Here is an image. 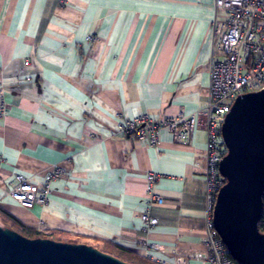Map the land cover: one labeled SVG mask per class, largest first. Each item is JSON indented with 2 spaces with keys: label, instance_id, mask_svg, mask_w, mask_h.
Instances as JSON below:
<instances>
[{
  "label": "crops",
  "instance_id": "0c3cea01",
  "mask_svg": "<svg viewBox=\"0 0 264 264\" xmlns=\"http://www.w3.org/2000/svg\"><path fill=\"white\" fill-rule=\"evenodd\" d=\"M222 20L214 0H0V100L9 108L0 114V208L62 242L109 241L156 263L199 264L204 133L187 145L162 133L152 147L119 137L116 124L203 109L217 55L212 23ZM60 164L46 206L10 199L16 175L42 187ZM148 173L159 176L163 204L145 232Z\"/></svg>",
  "mask_w": 264,
  "mask_h": 264
},
{
  "label": "built area",
  "instance_id": "2783aa9c",
  "mask_svg": "<svg viewBox=\"0 0 264 264\" xmlns=\"http://www.w3.org/2000/svg\"><path fill=\"white\" fill-rule=\"evenodd\" d=\"M214 8L222 11L223 20L212 23L217 55L211 61L206 106L189 114L179 111L164 121H154L145 115L134 120H122L116 124V133L119 137L134 138L152 147L159 145L162 133H169L174 143L179 145L191 143L196 131L204 133L205 149L200 158L203 162L205 251L195 259L199 264H237L227 254L212 225L216 196L224 185L218 172L219 163L226 154L220 128L237 97L264 90V0H214ZM93 39L88 36L86 41L92 43ZM32 62L27 61L25 66H31ZM8 109L1 98L0 114L6 115ZM66 168L61 164L53 166L42 187L29 182L21 174L16 175V186L8 193L10 199L25 210L46 206L51 183L61 179ZM158 180V175L147 174V198L139 215L145 232L157 225V220L150 214L151 208L163 204L162 198L154 194ZM259 232L264 235V227ZM148 248L154 249L146 245L145 257ZM174 264H184V261L178 258Z\"/></svg>",
  "mask_w": 264,
  "mask_h": 264
},
{
  "label": "water",
  "instance_id": "95a60500",
  "mask_svg": "<svg viewBox=\"0 0 264 264\" xmlns=\"http://www.w3.org/2000/svg\"><path fill=\"white\" fill-rule=\"evenodd\" d=\"M226 154L219 163L224 185L212 225L237 264H264L259 232L264 198V90L237 97L220 128ZM0 264H128L80 243L28 239L0 226Z\"/></svg>",
  "mask_w": 264,
  "mask_h": 264
},
{
  "label": "trees",
  "instance_id": "16d2710c",
  "mask_svg": "<svg viewBox=\"0 0 264 264\" xmlns=\"http://www.w3.org/2000/svg\"><path fill=\"white\" fill-rule=\"evenodd\" d=\"M0 226L4 228H8L28 239L40 238V239H50L53 241L62 242L59 240L56 233H45L32 228H28L25 225H23L19 220H17L15 217L8 214L1 208H0ZM263 227H264V198H263L262 216L259 221V229L261 230ZM96 242L97 240H94V243L85 244V245L94 247L99 251L108 254L114 258H117L128 264H158L156 262L144 258L143 256L135 252L119 247L109 241H98V243Z\"/></svg>",
  "mask_w": 264,
  "mask_h": 264
}]
</instances>
